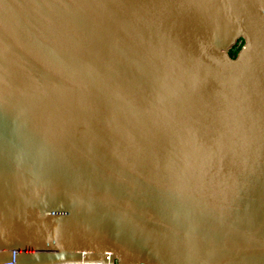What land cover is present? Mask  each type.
Listing matches in <instances>:
<instances>
[{"label": "water", "instance_id": "1", "mask_svg": "<svg viewBox=\"0 0 264 264\" xmlns=\"http://www.w3.org/2000/svg\"><path fill=\"white\" fill-rule=\"evenodd\" d=\"M112 259L264 264V0H0V264Z\"/></svg>", "mask_w": 264, "mask_h": 264}, {"label": "built area", "instance_id": "2", "mask_svg": "<svg viewBox=\"0 0 264 264\" xmlns=\"http://www.w3.org/2000/svg\"><path fill=\"white\" fill-rule=\"evenodd\" d=\"M243 40H239L236 46L233 48V51L236 52L240 50L243 45ZM47 264H118L117 260L112 261H105V260H66V261H59Z\"/></svg>", "mask_w": 264, "mask_h": 264}, {"label": "trees", "instance_id": "3", "mask_svg": "<svg viewBox=\"0 0 264 264\" xmlns=\"http://www.w3.org/2000/svg\"><path fill=\"white\" fill-rule=\"evenodd\" d=\"M237 52H238L237 50H236V52L232 50V51H231V54L234 53L233 55H235Z\"/></svg>", "mask_w": 264, "mask_h": 264}, {"label": "flooded vegetation", "instance_id": "4", "mask_svg": "<svg viewBox=\"0 0 264 264\" xmlns=\"http://www.w3.org/2000/svg\"><path fill=\"white\" fill-rule=\"evenodd\" d=\"M234 54V53H233Z\"/></svg>", "mask_w": 264, "mask_h": 264}]
</instances>
